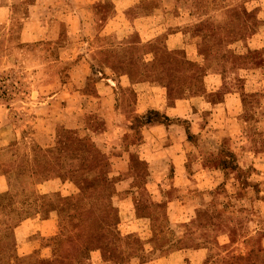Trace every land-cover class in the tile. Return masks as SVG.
I'll use <instances>...</instances> for the list:
<instances>
[{
	"label": "rangeland",
	"instance_id": "rangeland-1",
	"mask_svg": "<svg viewBox=\"0 0 264 264\" xmlns=\"http://www.w3.org/2000/svg\"><path fill=\"white\" fill-rule=\"evenodd\" d=\"M114 4L0 0V9L7 11L0 14L1 246L29 262L63 257L46 264H89L93 250L101 252L105 264H153L156 256L168 264L175 251L185 254L170 258L178 264H264V0H176L170 3L173 11L154 19L168 27L155 36L133 31L135 10L113 20L125 25L122 29L106 26ZM153 4L158 0L147 5ZM119 75H127L133 87L116 82ZM141 82L165 87L160 107L147 110L165 114L175 100L190 99L183 116H168L162 124L178 120L190 127L189 172L197 168V155L208 170L220 169L215 178L207 172L205 188L189 183L188 189L170 162L148 163L137 151L122 162L113 160L121 152L118 146L142 139L136 117L147 110L135 112ZM97 83L113 92L112 120L127 132L109 140L113 149L95 139L109 119ZM202 127L211 132H192ZM78 142H91L95 149L73 147L77 157L72 159L59 152ZM51 152L60 154L59 163L66 156L62 178L50 165L40 167L36 154L49 159ZM82 158L95 159L89 172L105 178L90 198L70 174L87 173L79 169ZM222 159L238 168L223 170ZM154 169L157 177L151 175ZM53 178L68 185L49 193L35 185ZM81 203L103 217V240L88 246L79 241L97 231L94 221L65 216L73 210L67 206ZM51 213L57 216L56 234L43 236L40 218ZM137 218L146 225L137 238L126 240L120 221L130 223L125 229L131 230ZM67 237H78L74 251L67 250ZM26 240L37 242L34 251L26 253ZM42 245L53 257L41 256ZM109 245L111 251L103 254ZM82 251L88 252L79 257Z\"/></svg>",
	"mask_w": 264,
	"mask_h": 264
},
{
	"label": "crops",
	"instance_id": "crops-1",
	"mask_svg": "<svg viewBox=\"0 0 264 264\" xmlns=\"http://www.w3.org/2000/svg\"><path fill=\"white\" fill-rule=\"evenodd\" d=\"M96 0H90V2H94ZM176 0H158V4H153L152 6L148 7V3L151 2V0H115L114 4V11L115 13L111 18L107 21V25L111 24L113 25V31H118L122 29L125 25L121 26L119 22H113L114 19H119L121 16H125V14H128L129 10H135L133 12V21L132 24L134 25L133 31L140 33H148L150 35L155 36L156 34H160L161 32H164L167 30L168 27H164L162 23L155 22L154 19L157 18V14H166L170 13V11L174 10V6L170 7V3L175 2ZM140 5H144L145 9L143 11H138L137 8L140 7ZM7 12L6 10L0 9V14ZM180 15V14H176ZM182 15V14H181ZM180 15V16H181ZM106 23V22H105ZM131 24V25H132ZM177 24V23H175ZM174 25H172L173 27ZM176 27V25L174 26ZM154 32L156 33L154 35ZM152 36V37H153ZM150 37L149 39H151ZM154 38V37H153ZM107 81L110 83V87L114 85L113 80L111 78H107ZM116 82H118L123 87H133L134 83H131L129 80V77L127 75H119V77L116 79ZM142 89L140 92L137 93V101L135 103V112L141 113L144 110H147V108H158L160 107L161 101L165 100V87L162 86H154L149 85L144 82H141ZM97 86L99 87V90L97 93L101 95V102L106 104V113L109 116V119L107 120V127L105 131H103L102 134H99L95 136V139H100L102 142L106 144V147L108 149L112 148L109 143H111L109 140L114 139L115 137H120L127 132L123 130V128L120 125H117L115 122H113L112 117L115 115V96L113 95L112 91H109L107 89V86L102 83H97ZM104 99V100H103ZM192 99V98H191ZM188 98H180L174 101V104L167 106L165 110V114L169 117H175L178 118L180 116H183L184 112L187 110L186 104L188 102ZM234 101V100H233ZM186 102V103H185ZM207 108V111L210 110ZM181 122V123H180ZM201 129L204 131L207 130V128H199L197 130H193L192 132L198 134L201 133ZM209 133L211 130H207ZM213 131V130H212ZM191 129L188 126H184L182 121H176L172 122L171 124L164 125L162 123H147L144 124L141 129V135L142 139L139 140L137 143L131 145H128V148H125L126 145H123V147L118 146V149H121V152L117 153L116 155H113L112 158L114 161L119 160L118 162H122L129 154V151H137L139 153V159L144 160L148 163H154V162H170L171 167H173L174 174H180L181 176L186 178V185L189 183L195 184L193 187L202 185L204 187V181L203 178H205L207 172L215 173V176L213 178L218 177L220 175V169L218 167L213 166L212 170H208V167H204L202 165L201 157L197 155V159L199 160L197 168H193L191 172H189V166H187L188 162V156L190 155L191 145L189 141L188 135H191ZM94 139V140H95ZM5 144V143H3ZM193 148V146H192ZM113 149V148H112ZM197 160V161H198ZM219 171V172H218ZM119 174V172H118ZM158 170L153 171L151 175L153 177H157ZM191 176L193 179L192 182L191 179L188 177ZM220 182V180H218ZM39 191L42 193H49L54 192L57 190H62V186L68 185L67 183H62L59 179L53 178L46 181H43L42 183H36L35 184ZM62 185V186H61ZM187 188L190 189V185H187ZM41 220V234L43 236H50L56 234L57 231V216L55 214H50L49 216H46L44 218H40ZM143 218H137L134 220V222H131V225H133V228L131 230L125 229L130 223H125L123 221H120L119 228L122 233L126 234L125 238L126 240L137 238L135 234H138L139 231H141V224L142 228L145 227V221L141 220ZM148 237V235H146ZM137 241V240H136ZM114 243L116 242V239L114 238ZM112 242V243H113ZM108 247L103 248V254L107 251H111ZM119 246H117L118 248ZM109 250V251H108ZM89 251V250H88ZM88 251H82L79 255V257L86 256V253ZM196 252V251H195ZM41 256L45 257H53V254L51 252V248L47 245H42L40 249ZM182 254V255H181ZM185 256L184 252L182 251H175L170 254H168L167 263L168 264H178L177 261L173 260L170 262L171 259H177L182 258ZM157 258L153 260V264H162L161 257L156 256ZM101 261V262H99ZM89 264H105V262L102 260L101 252L99 250H93L91 251V257L88 259ZM170 262V263H169ZM74 264V263H72Z\"/></svg>",
	"mask_w": 264,
	"mask_h": 264
},
{
	"label": "trees",
	"instance_id": "trees-1",
	"mask_svg": "<svg viewBox=\"0 0 264 264\" xmlns=\"http://www.w3.org/2000/svg\"><path fill=\"white\" fill-rule=\"evenodd\" d=\"M136 118L140 119V121L138 123L140 125H144L146 123H151L153 121L158 122V123H167L170 121V118L166 114L160 112L158 109H149V110H147L146 113H144L143 115H140ZM188 137H190V135H188ZM79 145L90 148L91 150L95 149L94 144L91 142H89V143L78 142L74 145H65L64 144L63 147H61V150L59 152L62 151L66 154H69L66 156H71L70 159L75 158L77 156L75 154H73L70 149H72L73 147L79 146ZM73 150H74V148H73ZM95 152H96V150H95ZM49 154H51V156H49V159L45 155L41 156L39 154H36V156L38 157V160L39 161L41 160V162H40L41 164L39 163L40 167H43L45 165H50L52 167V169L58 173V176L62 178L63 174L61 175V170L64 167H61V166H63V164L66 162V160H65L66 156L64 158H62L63 163L62 162L59 163L58 160L60 159V154H58V152L55 154L53 152H51ZM227 155H229L230 157L231 156L233 157V153H230ZM80 161H81V163L79 165V169L86 171L87 173L81 172V173L77 174L73 170L70 171L71 169H67V171L71 172L70 174L72 176V181L75 183V185L78 187V189L84 195V197L90 198L91 193L93 191H96L98 188L101 187V185L105 181V178L103 175H100L98 173H90L89 172L96 166L95 159L92 162H90V161H87V160L82 158V159H80ZM220 164H221L223 170H226L228 167H231L234 169L238 168V165L237 164L234 165L232 160L228 161L226 159H222L220 161ZM84 205H85L84 203H81L79 205L67 206V209L72 208L73 210L69 214L67 213L65 215V216L69 217V218H67L68 220H72V219L76 218L79 220L82 219L83 221H86L85 218H91L92 221H94V224H95L94 227H96L95 229L97 231L95 233H92V231L88 232L87 236H85V238L83 240L79 241L80 246L81 245L82 246H88L94 242H99L100 240H103V238H104V232L102 229V225H99V223H103V217L98 216L92 210H88V208H86V206H84ZM82 208L85 210H82ZM67 209L65 212H67ZM88 213H90V215ZM82 216H83V218H82ZM8 224H10V223H8ZM19 224H20L19 222H16V223H13L10 225H12L14 228V227L18 226ZM99 230H100V232H99ZM10 235L13 236L12 233L11 234L5 233V237H10ZM62 235L63 234L61 231L59 233V238ZM55 236H53V237L55 239H57L58 237H55ZM1 238H2V236L0 237V240H1ZM41 238H43V237L41 236ZM77 240H78V237H76V238L67 237V250L74 251L76 249L75 246L78 244ZM24 243L28 246L26 253L35 250V245L37 244L36 241L26 240ZM32 245H34V246L30 247ZM69 255H72V254H66L65 257H67ZM62 258L63 257L60 254L58 258L50 260V261H44L43 259H38L36 262H29L28 259L26 258V255L20 256L17 252H13L8 245H6V246L2 245L1 246V241H0V264H46L48 262H50V263L61 262L60 260H62Z\"/></svg>",
	"mask_w": 264,
	"mask_h": 264
}]
</instances>
